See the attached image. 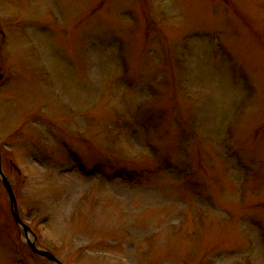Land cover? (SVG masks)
<instances>
[{"label":"rangeland","instance_id":"1","mask_svg":"<svg viewBox=\"0 0 264 264\" xmlns=\"http://www.w3.org/2000/svg\"><path fill=\"white\" fill-rule=\"evenodd\" d=\"M0 151L63 264H264V0H0ZM0 179V264L35 254Z\"/></svg>","mask_w":264,"mask_h":264},{"label":"water","instance_id":"2","mask_svg":"<svg viewBox=\"0 0 264 264\" xmlns=\"http://www.w3.org/2000/svg\"><path fill=\"white\" fill-rule=\"evenodd\" d=\"M2 78V76L0 75V79ZM0 178L9 194L10 200H11V205H12V211H13V216L15 221L17 222V224L19 225V227L23 230L24 234H25V242L28 244V246L31 248V250L39 255L42 256L46 259H48L49 261H51L54 264H63L55 255H53L51 252L41 249L39 247L36 246L35 242L32 240L31 238V228L29 226H27L21 219V216L19 214V210H18V204H17V199L15 196V193L13 191V188L9 182V180L7 179V177L5 176V174L3 173L2 170V163H1V152H0Z\"/></svg>","mask_w":264,"mask_h":264}]
</instances>
